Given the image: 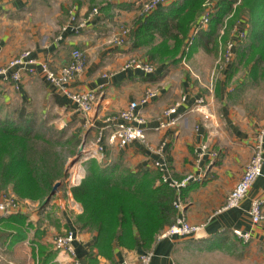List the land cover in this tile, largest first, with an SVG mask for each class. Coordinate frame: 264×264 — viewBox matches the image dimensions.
<instances>
[{"label": "crops", "instance_id": "obj_1", "mask_svg": "<svg viewBox=\"0 0 264 264\" xmlns=\"http://www.w3.org/2000/svg\"><path fill=\"white\" fill-rule=\"evenodd\" d=\"M70 1L0 0V117L23 119L34 129L35 123L38 129L64 127L68 133L79 129L84 140L80 154L66 159L68 175L59 180V186L63 181L68 187L63 193L58 186L53 193L56 208L47 210L41 203L22 208L25 221L20 238L14 229L1 225L12 214L0 219V264H136L144 250L151 251L148 264H264V221L252 222L248 212L253 198L264 197V137L260 174L239 206L223 207L252 154L254 137L264 120V103L253 102L258 106L246 110L237 105L241 92L252 82L235 76L229 84L219 80L218 88L215 84L211 90L209 66L188 68L181 60L154 63L151 72L126 66L131 54L149 63L145 49L132 48L128 41L123 46L109 42L106 29L111 19L102 11L84 18L83 0H78V19L70 21L66 14ZM121 3V13L131 20L134 7L131 2ZM198 46L194 56H208V49ZM75 47L83 51L86 62L69 86L93 93L94 107L87 114L40 70L41 62L58 70ZM24 49L37 59V70H22L20 79L14 80L9 76L13 68L1 70ZM150 90L154 94L142 102ZM133 100L139 101L137 116L143 119L139 125L144 136L119 147L108 141L109 129L104 126ZM167 108L173 111L165 113ZM100 131L105 160L90 157L104 164L119 162L139 170L155 168L153 161L160 160L169 179L193 176L184 187L175 189L176 217L199 224L198 232L161 235L168 225L147 249L115 245L112 257L89 261L95 231L75 221L82 206L72 197L70 187L84 176L85 161L90 158L84 156L96 149ZM65 229L73 233L74 256L53 244V235ZM236 230L248 232L249 238L244 240Z\"/></svg>", "mask_w": 264, "mask_h": 264}, {"label": "trees", "instance_id": "obj_2", "mask_svg": "<svg viewBox=\"0 0 264 264\" xmlns=\"http://www.w3.org/2000/svg\"><path fill=\"white\" fill-rule=\"evenodd\" d=\"M235 1L170 0L148 10L137 6L140 12L128 27L130 46L145 47L149 62H176L191 37V49L196 41H203V46L210 41L216 43L224 16L234 9L232 19L240 14L247 19L246 41L236 50L237 63L243 62L248 69V79L263 78L264 0H240L232 8ZM110 5H103L106 11ZM204 9L210 10L208 25L194 31ZM244 21L240 19L241 24ZM80 142L79 129L70 133L64 127L34 129L23 119L0 117V189L22 199L41 201L55 181L68 175L66 159L76 153ZM70 189L82 206L75 221L95 231L88 254L91 262L97 256L112 257L115 245L149 248L156 235L176 217L175 188L162 181L156 168L132 170L119 162L104 164L90 157L85 161L84 176ZM11 214L1 225L16 229V238H20L25 217L20 212Z\"/></svg>", "mask_w": 264, "mask_h": 264}, {"label": "built area", "instance_id": "obj_3", "mask_svg": "<svg viewBox=\"0 0 264 264\" xmlns=\"http://www.w3.org/2000/svg\"><path fill=\"white\" fill-rule=\"evenodd\" d=\"M162 0H148L146 3L142 5L144 10H148L154 8L158 2ZM97 8H93V10L88 14V18L97 14ZM209 9H205L199 17L197 23L194 28L197 30L198 28L203 27L208 22L209 18ZM75 19V8L70 9V21ZM240 21V20H239ZM241 24V23H240ZM129 28L126 26H120L117 30L111 31L110 39L112 43L117 46H121L125 43V38L128 33ZM239 38H243L245 36V31L243 29L238 30ZM193 41V38L188 40V44ZM236 41L230 40L228 42V46L224 51V55L226 59H230L234 54V46ZM187 48V47H186ZM69 60L64 63L58 70H54L48 66L46 62L40 63V70L43 72L45 78L54 84L59 92L65 96H67L77 107L79 111L82 113H89L93 110L94 107V96L91 90H80V89H71L69 83L71 80L75 79L78 74H80L85 67V57L83 55V51L79 48H73L70 52ZM37 59L32 56L31 51L29 49H24L20 51L15 56L11 57L5 67L1 70V72L6 71L8 68H13L10 72L9 76L14 79H20L22 70H26L30 73L35 72L37 69L35 67V63ZM126 66H135L142 68L146 72H151L154 69V64L151 63H143L138 59H131L126 62ZM154 94V91L150 90L146 93V95L141 99V101H146L150 96ZM139 101L133 100L129 102L123 109H121L116 115L111 116L104 126L109 129L108 133V141L112 144H117L119 147H123L134 139H142L144 136V129L139 125L143 119L137 116V106ZM173 111V108H167L164 112L169 113ZM136 121V123H135ZM263 137H264V120L260 125V128L257 134L254 137L253 145H252V154L246 163L241 176L230 189L227 194L225 204L223 207H232L239 206L241 199L247 194L250 186L256 177L260 174L263 162ZM101 140V131L96 137V149L94 152H90L85 158L96 155L100 161L105 160L103 156V146L100 143ZM203 150V148H202ZM201 150V151H202ZM214 154V153H212ZM153 166L161 172L162 181L167 182L169 185L174 187L175 189H179L184 187L188 181L193 178L191 174H187L181 179H172L168 178L165 175V166L164 163L160 160H154ZM174 205L178 207L179 202L174 199ZM34 204L32 203V206ZM26 206H31L30 202L23 201L18 199L16 195L12 192L5 191L0 189V219L2 217L8 216L11 213L20 212L22 208ZM249 215L251 217L252 222L257 223L260 221H264V197L253 198L249 207ZM201 226L199 224L189 223L184 218L176 217L175 221L170 224L161 235L165 234H189L196 233L200 230ZM244 240L249 238L248 232H240L236 230ZM73 233L72 231L66 230L63 234H56L53 237V244L59 248L67 252L68 254L74 256L75 251L72 246ZM151 256V251L144 250L138 254L136 264H148ZM77 264V261H75ZM177 264V263H172Z\"/></svg>", "mask_w": 264, "mask_h": 264}, {"label": "rangeland", "instance_id": "obj_4", "mask_svg": "<svg viewBox=\"0 0 264 264\" xmlns=\"http://www.w3.org/2000/svg\"><path fill=\"white\" fill-rule=\"evenodd\" d=\"M75 1H77V2H75ZM147 1L148 0H83V1H81V2H83L82 6L84 7V11H83L82 15L84 18L87 17L88 14L93 10L94 7L97 8L98 13L102 11V13H104L106 16H109V18L111 19L109 21V25L106 29L107 31H109V35H110L111 31L117 30V28L122 26V25L126 26V27L131 26L130 22L132 21L133 18L130 20V18H127L124 14L121 13V11H120L121 6L119 5L121 2L122 3L131 2V5L134 7V10L136 12L135 14H137L140 12L139 8L140 9L143 8L142 5L144 3H146ZM239 1L240 0H236L235 2H233L234 4L232 5V8L235 7L236 4L239 3ZM162 2H164V4H165L167 2L169 3L170 0H162ZM106 3H110V4L113 3L114 5L111 4L108 11H106V7L104 8V6H103ZM80 6L81 5H80V3L78 4V0H71L69 3H67L66 14H67L68 19H70V9L75 8V19L73 21L76 22V20L78 19V16H79L78 10L80 9ZM137 6H139V8H137ZM204 11H205V9H204ZM234 14H235V12L233 9V10L227 12L226 15L224 16L223 24L220 26L216 43H215V41H210L205 45V49H208L207 51H209L208 56H205V57H202V55L201 56H196V55L194 56L195 51H197L199 49L198 45L203 44V41H200V43L196 41V46L193 49L189 48L190 44L187 43L186 46L184 45V48L182 49V54L180 55L179 60H181L182 64L188 68L193 67V65L201 66V67H207V66L211 67L212 71L210 73V85H209L211 90L212 89L214 90L215 84H216V89L218 88L217 84H218L219 80L225 79L226 83L229 84L232 82V80L234 79L235 76H237L236 79L241 76L242 80H244V81L246 79L252 83L256 82V80H254V78H250V79L247 78L246 74H247L248 69L243 65V62H241L240 64L237 63L238 57L236 54V52H237L236 50L239 47H241L242 45H244V43L246 41V32H245V36L243 38H239L238 30L243 29L244 31H246V26H247L246 20L247 19H246L245 14H240V15H238L239 17L237 16L236 18L232 19L234 17ZM229 19L233 20V21L229 23V21H228ZM240 19H242V20L245 19L244 24H240L241 23L239 21ZM207 25L208 24H205L203 26V28H206ZM194 31H195V28H194ZM191 38H189V39H191ZM108 39H110V36ZM230 40L236 41L235 46H234V54H233L232 58L226 59L225 55H224V51H225L226 47L228 46V42ZM127 41H128V36L126 35L125 43L123 45H125ZM109 42H111V41H109ZM128 43L130 45L129 41H128ZM123 45H121V46H123ZM139 48L145 49V47H142V46L135 48V49H139ZM83 55H84V53H83ZM135 55L136 54H131V56H129V58L127 59V62L133 58L137 59V57ZM84 57H85V55H84ZM85 62H86V60H85ZM149 63L154 64V63H152V61H150ZM234 63H236V64L233 65ZM259 79L264 81V77L259 78ZM252 83L249 85V88H245L241 92L242 97L237 102V105H240L245 110H246V108H249V107L254 108V106L255 107L258 106V105H253V102L264 103V82H261L258 85H255ZM226 98L228 99V97H226ZM233 99H235V98H233ZM34 127L38 128L39 123H37V124L35 123ZM80 136H81V142L76 147V153L79 152V154H80V152L84 146V142H83L84 140H82V135L80 134ZM63 181H62V184L58 187V189H60L64 193L68 186ZM17 198L21 199L23 201L30 202L31 206H32V203L35 204L33 206H39L40 203L42 202V200L44 199L43 198L41 201H39V200L31 201V200H28L26 198L22 199L18 196H17ZM52 198H53V194L50 196L48 201L43 204L42 207L47 206V210H51L53 208H56L57 204L52 203ZM65 202H67L66 199H65ZM73 204L70 203L69 205L72 206ZM70 208H72V210L76 211V209L73 206ZM3 225H4V223H3ZM3 225H2V227H4ZM66 230L67 229L63 230L62 232L56 233V234H63ZM56 234H54L53 237Z\"/></svg>", "mask_w": 264, "mask_h": 264}, {"label": "water", "instance_id": "obj_5", "mask_svg": "<svg viewBox=\"0 0 264 264\" xmlns=\"http://www.w3.org/2000/svg\"><path fill=\"white\" fill-rule=\"evenodd\" d=\"M59 184H60L59 180L54 182V184L52 185V188L50 190V193L47 196H45L44 199L42 200V202H41L42 205L48 201V199L55 192V190L59 186Z\"/></svg>", "mask_w": 264, "mask_h": 264}]
</instances>
